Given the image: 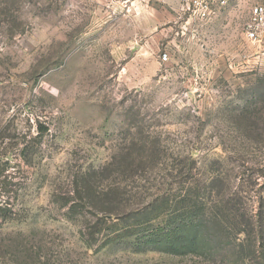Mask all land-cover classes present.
I'll list each match as a JSON object with an SVG mask.
<instances>
[{
  "label": "rangeland",
  "instance_id": "374dc122",
  "mask_svg": "<svg viewBox=\"0 0 264 264\" xmlns=\"http://www.w3.org/2000/svg\"><path fill=\"white\" fill-rule=\"evenodd\" d=\"M263 2L0 0V264H259L255 240L176 251L134 224L191 156L201 185L264 205Z\"/></svg>",
  "mask_w": 264,
  "mask_h": 264
},
{
  "label": "trees",
  "instance_id": "16d2710c",
  "mask_svg": "<svg viewBox=\"0 0 264 264\" xmlns=\"http://www.w3.org/2000/svg\"><path fill=\"white\" fill-rule=\"evenodd\" d=\"M195 166L193 156L175 164L172 172L179 183V193L161 195L147 207L137 210L134 225H151L158 221L160 228L153 234L148 233L154 236L148 241L157 240L160 245L168 244L176 251H180V248L175 249L178 246H194L210 236L213 239L218 236L241 254L246 251L242 239L248 242L255 240L251 251L257 263L264 264V205L260 204L256 216L250 215L243 207L245 202L240 191L218 192L219 176L210 177L201 185L193 176ZM262 199L263 196H260ZM102 213L97 216L99 224L113 222L115 213L112 210ZM131 235L132 232L128 231V236ZM164 240H167L166 244Z\"/></svg>",
  "mask_w": 264,
  "mask_h": 264
},
{
  "label": "built area",
  "instance_id": "2783aa9c",
  "mask_svg": "<svg viewBox=\"0 0 264 264\" xmlns=\"http://www.w3.org/2000/svg\"><path fill=\"white\" fill-rule=\"evenodd\" d=\"M236 1L238 0H183V3L188 11L205 19L215 8L224 7ZM254 16L255 20L252 26H250L248 36L258 41L260 35L264 32V2L255 7Z\"/></svg>",
  "mask_w": 264,
  "mask_h": 264
},
{
  "label": "crops",
  "instance_id": "0c3cea01",
  "mask_svg": "<svg viewBox=\"0 0 264 264\" xmlns=\"http://www.w3.org/2000/svg\"><path fill=\"white\" fill-rule=\"evenodd\" d=\"M263 34H264V32L260 35V39L258 41H256V42H258V44H260L262 42Z\"/></svg>",
  "mask_w": 264,
  "mask_h": 264
}]
</instances>
